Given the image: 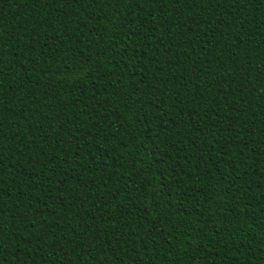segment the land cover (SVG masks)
<instances>
[{
  "label": "trees",
  "instance_id": "trees-1",
  "mask_svg": "<svg viewBox=\"0 0 264 264\" xmlns=\"http://www.w3.org/2000/svg\"><path fill=\"white\" fill-rule=\"evenodd\" d=\"M0 264H264V0H0Z\"/></svg>",
  "mask_w": 264,
  "mask_h": 264
}]
</instances>
